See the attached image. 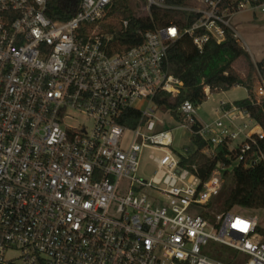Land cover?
Segmentation results:
<instances>
[{
	"label": "built area",
	"instance_id": "obj_1",
	"mask_svg": "<svg viewBox=\"0 0 264 264\" xmlns=\"http://www.w3.org/2000/svg\"><path fill=\"white\" fill-rule=\"evenodd\" d=\"M48 1L0 0V264H264L259 218L217 209L235 167L264 164L263 128L224 103L202 123L184 102L179 129L206 143L203 155L223 147L231 161L205 181L183 166L188 148L176 150L171 131L155 133V98L183 89L171 50L238 41L234 19L264 15V0H79L66 21L47 16ZM153 10L174 18L116 52L133 19L154 22ZM258 74L254 104L264 101ZM132 112L134 128L123 124ZM145 150L157 168L151 182L137 176Z\"/></svg>",
	"mask_w": 264,
	"mask_h": 264
},
{
	"label": "trees",
	"instance_id": "obj_2",
	"mask_svg": "<svg viewBox=\"0 0 264 264\" xmlns=\"http://www.w3.org/2000/svg\"><path fill=\"white\" fill-rule=\"evenodd\" d=\"M79 0H49L47 16L54 21L69 20L77 12ZM130 16L126 10L123 13ZM154 22L148 17L133 19L130 28L119 35L114 42L115 51L127 50L142 43V36L138 30H148L167 24L174 16L159 10H153ZM175 17H181L176 15ZM181 23V21L179 20ZM179 26L185 27L182 23ZM248 57L247 53L240 46L239 42L231 35L221 45L208 44L202 54L193 48L191 42L176 45L170 53L169 69L172 75L183 83L181 93L173 98L169 94L162 93L155 98V102L161 108L170 111L177 117L178 110L184 102H190L197 108L207 101L204 95L203 86H208L211 94H220L232 90L235 87L245 88L248 92L246 100L234 103L235 106L245 109L264 130V101L259 104L253 103L254 89L253 79L255 73H260L264 78V59L251 70L246 77H242L234 68V64L240 59ZM230 106H227L229 109ZM131 119V120H128ZM139 120V114L129 113L123 121L128 127L134 128ZM199 125L192 130L195 132ZM206 143L195 135L192 136L188 147L189 160L183 166L192 169L195 167L197 174L202 180H207L218 163L224 167L231 165V161L225 159L227 151L221 147L217 150V157L212 159L205 156L201 151ZM264 149V141L262 142ZM229 174L225 172V175ZM233 188L223 203L224 211H231L234 208H242L252 211H264V164L254 168L245 169L242 165L233 169ZM264 234V230H262Z\"/></svg>",
	"mask_w": 264,
	"mask_h": 264
},
{
	"label": "rangeland",
	"instance_id": "obj_3",
	"mask_svg": "<svg viewBox=\"0 0 264 264\" xmlns=\"http://www.w3.org/2000/svg\"><path fill=\"white\" fill-rule=\"evenodd\" d=\"M121 6H132L137 3L134 0H120ZM138 4V3H137ZM233 27L237 29L238 42L240 46L247 53L248 57H244L234 64L235 70L242 76L246 77L251 66H256L264 59V15L251 16L249 12H244L238 15L233 21ZM109 28H118L119 23L110 22ZM259 82V74L256 72L253 79L254 95ZM248 92L245 88L235 87L227 93L212 94L206 102L200 105L197 109L196 118L204 123H210L216 119L217 113L220 111V103H234L237 101L246 100ZM76 125H83L89 129L92 127V123L87 120L83 115L73 114ZM155 133L160 134L163 132L171 131L174 136V148L178 151H182L186 147L188 148L191 143L190 133L180 130L181 122L183 119L174 116L171 112L159 107L155 115ZM161 122V123H159ZM156 165L149 160V151L145 150L142 155L140 167L137 176L147 182L156 176ZM224 187L217 198V209H223V203L227 198L229 192L233 188V177L227 175L225 177ZM242 208L236 207L235 210H241ZM246 210V209H245ZM241 214L246 216H257L260 221V226L264 230V211H241ZM14 256L8 255L7 258Z\"/></svg>",
	"mask_w": 264,
	"mask_h": 264
},
{
	"label": "crops",
	"instance_id": "obj_4",
	"mask_svg": "<svg viewBox=\"0 0 264 264\" xmlns=\"http://www.w3.org/2000/svg\"><path fill=\"white\" fill-rule=\"evenodd\" d=\"M225 93H227V92H225ZM238 102V101H237ZM221 103H224V102H221ZM221 103H220V105H221ZM234 103H236V102H234ZM234 103H224L226 106L224 107L225 109H227V106H231V105H234ZM200 122H202V121H200ZM202 123H204V122H202ZM190 136H191V134H190ZM192 138V137H191Z\"/></svg>",
	"mask_w": 264,
	"mask_h": 264
}]
</instances>
